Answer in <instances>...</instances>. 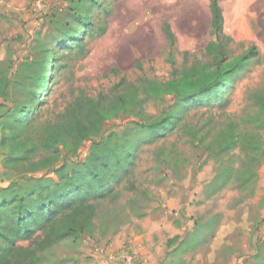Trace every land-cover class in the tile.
<instances>
[{
	"label": "rangeland",
	"instance_id": "374dc122",
	"mask_svg": "<svg viewBox=\"0 0 264 264\" xmlns=\"http://www.w3.org/2000/svg\"><path fill=\"white\" fill-rule=\"evenodd\" d=\"M74 1L0 0V77L9 79L0 99L5 107L21 100L25 65L51 55L49 89L35 110L38 123L60 122L87 98L110 109L118 95L146 81H167L164 23L175 38L176 67L208 61L210 0H99L79 46L60 49L66 30L82 31L69 13ZM219 6L230 56L253 46L257 58L237 76L225 102L190 108L168 138L142 145L134 171L95 205L92 233L48 247L43 264H264V161L253 195L234 184L213 191L221 164L204 150L226 122L255 112L254 95L264 96V0H219ZM161 108L147 102L141 111L106 120L104 134L94 140L134 133L136 123ZM89 146L85 142L76 158H84ZM1 160L0 187H6L15 175Z\"/></svg>",
	"mask_w": 264,
	"mask_h": 264
},
{
	"label": "trees",
	"instance_id": "16d2710c",
	"mask_svg": "<svg viewBox=\"0 0 264 264\" xmlns=\"http://www.w3.org/2000/svg\"><path fill=\"white\" fill-rule=\"evenodd\" d=\"M99 6V0L71 3L69 13L82 31L66 30L60 49L79 46L82 33L90 32L92 15ZM209 12L212 39L204 47L207 62L195 60L190 66L176 67L175 38L164 23L170 78L146 81L139 89L118 95L110 109L87 98L67 110L60 122L38 123L35 110L47 95L55 58L51 55L25 65L19 86L21 100L11 107L0 103L1 166L15 175L6 187H0V264H43L42 253L48 247L91 234L95 205L114 194L115 187L134 171L142 145L168 138L181 126L190 108L214 107L227 100L235 79L258 53L252 46L230 56L231 40L222 32L219 0H210ZM8 83L7 74H3L0 99L7 96ZM253 100V114L226 122L204 146L221 164L210 184L213 191L234 184L239 191L254 194L257 169L264 161V96L256 94ZM147 102L162 108L158 115L136 123L134 133H109L94 140L103 132L104 121L141 111ZM87 141L86 156L76 158ZM197 142L202 146V137ZM223 158L228 159L227 164L222 163Z\"/></svg>",
	"mask_w": 264,
	"mask_h": 264
}]
</instances>
